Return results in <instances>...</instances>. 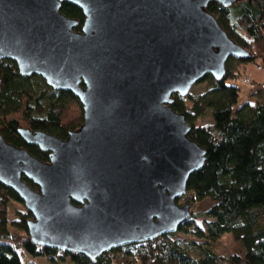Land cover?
<instances>
[{
	"label": "water",
	"instance_id": "water-1",
	"mask_svg": "<svg viewBox=\"0 0 264 264\" xmlns=\"http://www.w3.org/2000/svg\"><path fill=\"white\" fill-rule=\"evenodd\" d=\"M238 1L0 0V61L83 108L82 125L64 140L17 130L49 154L47 163L0 135V184L31 213V243L95 262L175 234L190 219L191 205L177 200L206 152L172 96L187 97L206 75L221 80L230 58L249 56L206 10ZM63 3L82 11L80 31Z\"/></svg>",
	"mask_w": 264,
	"mask_h": 264
},
{
	"label": "trees",
	"instance_id": "trees-1",
	"mask_svg": "<svg viewBox=\"0 0 264 264\" xmlns=\"http://www.w3.org/2000/svg\"><path fill=\"white\" fill-rule=\"evenodd\" d=\"M206 10L228 38L249 53L247 58H230L221 80L206 75L198 82L206 84L204 94L172 96L173 110L191 127L189 138L206 152L202 170L187 181L186 196L191 208L204 203L208 207L192 210L175 234L120 247L91 262L31 243L27 234L31 213L0 184V264H22L21 256L29 258L27 264H37L36 259L44 264H264V87L255 84L247 100L238 104V88L226 84L236 81L240 66L258 64L264 57V0H240L230 7L210 2ZM60 12L77 20L74 30L80 31L84 16L79 8L63 3ZM208 111L213 122L198 125ZM82 122L83 108L71 93L49 88L40 77L21 76L13 61H0V135L8 144L47 163L49 154L27 145L17 130L28 128L64 140ZM198 220L205 221V229L196 225ZM191 223L199 240L206 241L175 238ZM223 234L242 249L237 247L228 257L219 254Z\"/></svg>",
	"mask_w": 264,
	"mask_h": 264
},
{
	"label": "rangeland",
	"instance_id": "rangeland-1",
	"mask_svg": "<svg viewBox=\"0 0 264 264\" xmlns=\"http://www.w3.org/2000/svg\"><path fill=\"white\" fill-rule=\"evenodd\" d=\"M262 59H264V57ZM262 59H260L258 61V64H255L254 66H259L260 61ZM258 69H260V67H258ZM237 73H238V77H237L236 80H238V81H239L241 76H242L241 79L243 77H248L245 73H242L240 69H238ZM240 82L242 83V81H240ZM254 86H255V84H254ZM206 89H207V86H206L205 83H197V84L192 86V88L190 90V94L192 96H194V97H198V96L204 94ZM212 122H213L212 117H211V115H210V113L208 111L207 114L203 118L199 119L198 125H205V124L212 123ZM184 201H188L187 204H190L189 203V198L186 195L184 197L180 198L178 203L181 205V204H183ZM190 205L192 206V204H190ZM207 207H208V204H206V203L200 204V205L197 204L194 208L190 209V212L192 210L201 212L202 210H205ZM10 219H12V217H10ZM204 220H207V218H205ZM204 222L205 221L198 220L196 225H198L199 227L205 229V223ZM193 226H194V223H191L189 226H183L184 231H180L178 233V235L175 236V238H178V239L182 238L186 242L195 241V242L200 243L202 240L206 241L205 238L199 240V238L196 235L198 230L193 228ZM218 240H219V242L221 244V249L218 251V253L223 255V256H225V257H228L229 255H231V253L235 252L237 247H240L242 249L241 245L239 243H234L233 239L227 234L221 235ZM28 259L29 258H27L25 256H21L22 264H27ZM35 262L37 264H44L43 262L40 263L39 259H36ZM68 263H70V262L68 261ZM219 264H223V263L220 262Z\"/></svg>",
	"mask_w": 264,
	"mask_h": 264
},
{
	"label": "crops",
	"instance_id": "crops-1",
	"mask_svg": "<svg viewBox=\"0 0 264 264\" xmlns=\"http://www.w3.org/2000/svg\"><path fill=\"white\" fill-rule=\"evenodd\" d=\"M258 67H260V69H258ZM239 69L242 73H245L254 84H261L264 87V59L260 61L259 66L242 65ZM226 84L235 85L238 88V104H242L247 100L250 90L246 85L240 82V79L234 82L228 81Z\"/></svg>",
	"mask_w": 264,
	"mask_h": 264
},
{
	"label": "built area",
	"instance_id": "built-area-1",
	"mask_svg": "<svg viewBox=\"0 0 264 264\" xmlns=\"http://www.w3.org/2000/svg\"><path fill=\"white\" fill-rule=\"evenodd\" d=\"M241 77H240V81H242V83L244 85H246L250 90L254 88V83L252 82V80L249 77H243L242 79H241Z\"/></svg>",
	"mask_w": 264,
	"mask_h": 264
},
{
	"label": "flooded vegetation",
	"instance_id": "flooded-vegetation-1",
	"mask_svg": "<svg viewBox=\"0 0 264 264\" xmlns=\"http://www.w3.org/2000/svg\"><path fill=\"white\" fill-rule=\"evenodd\" d=\"M36 147H37V146H36ZM178 201H179V199L177 200V204L180 205V204L178 203ZM187 203H188L187 201H184L183 204H181L180 206L185 205V204H187ZM190 209H191V207H190Z\"/></svg>",
	"mask_w": 264,
	"mask_h": 264
}]
</instances>
